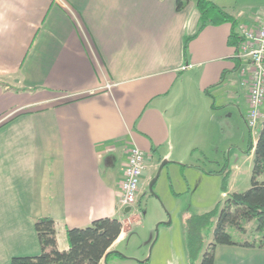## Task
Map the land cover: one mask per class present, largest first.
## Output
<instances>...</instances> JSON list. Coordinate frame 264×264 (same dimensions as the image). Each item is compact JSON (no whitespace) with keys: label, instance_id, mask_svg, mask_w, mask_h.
Instances as JSON below:
<instances>
[{"label":"crops","instance_id":"obj_1","mask_svg":"<svg viewBox=\"0 0 264 264\" xmlns=\"http://www.w3.org/2000/svg\"><path fill=\"white\" fill-rule=\"evenodd\" d=\"M213 1L236 29L264 16L258 0ZM200 25L194 2L178 10L176 0H0V264L40 253L43 216L55 219L60 249L68 227L118 217L116 253L129 232L120 212L132 207L119 201L134 145L147 161L140 195L163 160L198 170L233 123L256 142L232 24ZM224 169L210 173L225 196L243 169ZM215 264H264V247L219 244Z\"/></svg>","mask_w":264,"mask_h":264},{"label":"rangeland","instance_id":"obj_2","mask_svg":"<svg viewBox=\"0 0 264 264\" xmlns=\"http://www.w3.org/2000/svg\"><path fill=\"white\" fill-rule=\"evenodd\" d=\"M258 2L264 7V0ZM239 126L233 123V126L228 128L225 147L199 156V160L196 161L199 163L198 170L191 168L185 172L184 167L179 169L168 162L160 171L153 190L150 189L149 182L157 174V169L148 175L144 183V192L138 194L139 198L132 210L127 211L124 208L120 212L129 232L125 240L119 244L116 253L110 254L107 258V264H201V257L207 245H204L195 260L190 261L184 241L185 219L190 213H204L216 205L220 212L230 193L244 191L250 187L254 156L248 157L252 150L246 153L248 137L245 134L243 138ZM255 133L258 134L259 129ZM240 146L244 147V150ZM214 158L221 160V163L214 165L212 161ZM232 163L241 165L243 176L237 179L234 191L224 196L219 192L218 176L210 172L223 170L221 169L223 166L229 169ZM245 171L248 174L247 180ZM215 183L218 184L216 187ZM229 186L230 184L227 187ZM170 218L171 222L166 223ZM244 226L245 232L233 225H229L227 231L236 240L245 238L259 241L261 237L258 233L254 237L256 234L254 221L245 222ZM208 237L212 239L211 234Z\"/></svg>","mask_w":264,"mask_h":264},{"label":"trees","instance_id":"obj_3","mask_svg":"<svg viewBox=\"0 0 264 264\" xmlns=\"http://www.w3.org/2000/svg\"><path fill=\"white\" fill-rule=\"evenodd\" d=\"M189 2H194L200 11L199 28L208 23L231 22L230 41L235 40L239 45L237 19L224 7L218 6L213 0H176V9L183 10ZM259 133L255 143L250 134L246 150V153L254 150L250 187L230 193L220 212L216 205L204 213L193 212L186 217L183 229L190 261L199 256L204 245L207 246L202 254L201 264H215L216 248L219 244L264 247V123ZM222 169L225 170L224 167ZM223 181L222 187L227 189L228 175ZM252 220L256 225V233L261 237L259 241L245 238L236 240L227 231L228 226L233 225L245 232L244 223ZM122 229L123 222L118 217L101 216L86 226L68 227V248L60 249L57 244L55 219L51 216L39 217L35 221V230L41 244L40 253L15 255L10 264H100L102 259L107 260L111 253L109 248L122 233ZM210 234L212 239L208 242Z\"/></svg>","mask_w":264,"mask_h":264},{"label":"built area","instance_id":"obj_4","mask_svg":"<svg viewBox=\"0 0 264 264\" xmlns=\"http://www.w3.org/2000/svg\"><path fill=\"white\" fill-rule=\"evenodd\" d=\"M61 3V0H55ZM240 43L237 56L245 61L241 69L245 76L244 86L249 87V111L245 116L247 127L256 132L264 123L262 105L264 103V16L257 26L240 24L237 28ZM121 182L122 193L119 201L121 208L133 207L137 202L147 164L145 153L138 146H132Z\"/></svg>","mask_w":264,"mask_h":264},{"label":"water","instance_id":"obj_5","mask_svg":"<svg viewBox=\"0 0 264 264\" xmlns=\"http://www.w3.org/2000/svg\"><path fill=\"white\" fill-rule=\"evenodd\" d=\"M167 163V161L166 160H163L161 163H160V165H159V167H158V169H157V174L155 175V177H153L152 179H151V181L149 182V184H150V189L151 190H153V187H154V183L157 181V178L160 176V171L162 170V168L165 166V164ZM171 222V218H170V220H168L166 223H170Z\"/></svg>","mask_w":264,"mask_h":264}]
</instances>
